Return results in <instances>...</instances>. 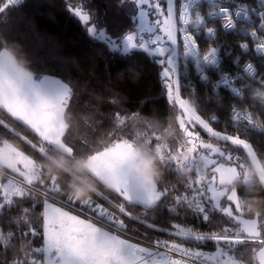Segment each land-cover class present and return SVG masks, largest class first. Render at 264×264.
<instances>
[{
    "label": "trees",
    "instance_id": "1",
    "mask_svg": "<svg viewBox=\"0 0 264 264\" xmlns=\"http://www.w3.org/2000/svg\"><path fill=\"white\" fill-rule=\"evenodd\" d=\"M166 1L159 0L164 9ZM185 1L176 0L179 12ZM71 5L80 6L89 14V22L104 28L112 38L122 40L138 29V6L134 0H0V40L21 46L35 77L55 76L70 87L63 115L66 124H69L66 117L71 116L72 119L62 139L77 150L76 154H95L124 139L144 138L159 150L162 160L163 176L158 188L161 191L176 188L151 207L127 201L102 183H98L97 193L104 198L97 193L90 198L116 215L117 219L121 218L125 227L120 230L137 243L165 239L212 253L221 252L237 264H261L258 253L264 247V228L259 225L264 223V187H261L262 182L247 149L208 135L187 118L174 93L170 92L172 76L165 75L167 69L172 73L168 64L170 50L164 55L151 54L143 49H134L127 54L111 50L106 42L89 33L86 23L72 12ZM263 8L264 0H200L192 7L205 23L202 32L195 34L197 54L193 58L188 57L181 48L177 79L179 93L186 103L216 130L249 140L264 165V132L235 127L230 117L232 106L238 103L247 107L249 113L264 124V105L252 99L253 90L257 86L264 87V59L244 52L240 47L241 42L249 40L250 31L261 23L262 18L255 12ZM221 9L228 10L231 16L232 25L228 29L226 16L217 19L208 16L210 12ZM238 10L245 12V19L235 18ZM199 27L191 28L193 33ZM211 27L216 31L214 38L208 37L207 30ZM216 48L220 59L206 65L205 55ZM197 63L207 74L209 82L196 72L194 67ZM171 75L174 76L173 73ZM224 75L248 91L244 102H237L225 88L217 93L213 91L212 83ZM145 119L152 121L148 127L143 125ZM153 136L159 139L153 140ZM0 137L13 140L18 145L17 149L32 157L42 171L40 180L28 183L23 176L4 168L25 182V185H11L9 191L19 187L25 195L12 196L10 209L0 214V264H44L45 251L37 252L36 249H44L45 246L44 214L47 202L74 212L81 211L79 202L66 203L64 193H69L67 177L56 180L61 193H47L44 187L45 184L51 186L49 176L53 175L43 168V162L49 155L63 149L45 144L38 133L2 105ZM84 139L87 147L81 144ZM25 141L45 147L44 158L41 159L39 153ZM205 145H211V149ZM189 149L193 151L189 153ZM185 153H188L189 159L193 157L198 161L201 156H206L215 158V162L205 170L204 176L196 168L181 167L177 172L173 165L163 166L164 155H179L182 162H187L184 161ZM218 164L235 167L239 177L231 182L219 183L218 173L215 172ZM213 178L217 189L226 187L236 190L240 209L234 203L231 208L233 216L258 221L259 236L249 239L245 233L240 237L246 241L243 246L224 245L223 242L217 244L211 240L197 241L190 236L177 235L173 228L174 223H179L190 227L198 235L220 234L225 228L230 236L238 231L239 225L224 213L209 211V221L204 222L200 214L185 203L176 202L177 198L185 195L191 199L185 190L187 184L202 187ZM204 191L210 195L206 188ZM3 195L4 190L0 189V197ZM227 202L226 197L222 198L221 207ZM4 203L0 199V204ZM170 208H175V212H169ZM83 212L96 216L86 208ZM164 229L166 231H162ZM228 248L235 251L229 252Z\"/></svg>",
    "mask_w": 264,
    "mask_h": 264
},
{
    "label": "snow or ice",
    "instance_id": "2",
    "mask_svg": "<svg viewBox=\"0 0 264 264\" xmlns=\"http://www.w3.org/2000/svg\"><path fill=\"white\" fill-rule=\"evenodd\" d=\"M138 2V0H137ZM171 0H169V5ZM169 12H171V6H169ZM227 12V10H224ZM79 14V10L75 11ZM141 13L143 18L144 13ZM227 23H231V16L226 15ZM84 21L89 20V16H83ZM187 23V21H185ZM95 30V26L91 28ZM211 31V29H209ZM171 38V36H170ZM129 39L132 40V36L129 35ZM159 39V37L157 38ZM185 43L188 45H194L195 41L193 37H186ZM174 43V40L172 41ZM154 44L155 41H152ZM143 43L138 44L141 46ZM163 52L162 49H159ZM214 49L205 55L210 56ZM166 77L169 75V70H166ZM68 100L67 92L55 101H51L45 97L36 94L34 100L29 102L21 91H14L11 95L0 94V105H5L18 120L23 121L32 131L38 133L42 141L50 147L66 146V150L71 153L73 150H77L73 146H69L63 137H65L66 129L69 126L64 122L63 109ZM183 106V105H182ZM207 127V125H205ZM11 131V130H10ZM23 139V138H22ZM153 140H158V137L153 136ZM225 140L230 139L224 137ZM131 139H124L123 142H117L112 147H106L103 151H96L93 154L95 170L98 176L107 178L110 180L114 187L115 192L132 203L142 204L146 207H151L161 201L162 196H165L169 191H175L176 188L163 189L162 191L156 188L151 192H146L139 189L135 182L131 179L128 173L127 161L128 152ZM29 146L37 151L40 158L43 159L46 155L43 146L32 144L30 141H25ZM236 145H243L247 149V154L250 155L253 152L250 144L243 140L236 139L233 141ZM81 144L87 147L86 139L81 140ZM206 148L211 149V145H205ZM193 149H189L191 153ZM215 151L219 152V149ZM186 159L182 162L179 155L173 156L171 154L164 155V167L169 165L174 166L175 171H179L181 167L196 168L198 171V162L195 159H189L188 153L184 154ZM29 157L24 154L20 158L18 163H23L27 171L24 175L28 179V183H32L34 180H40L42 171L38 165H28L24 163V160ZM200 161H203V165L206 168L210 161L208 157L201 156ZM9 164L6 168L19 171L17 164ZM220 168L216 167L215 172H219ZM51 186L45 184L44 187L47 193H61L62 189L56 184L57 177L49 176ZM203 179V177H201ZM210 192V195H206L204 189ZM0 189L4 190V195L0 197L5 201L4 204H0V214L3 211L10 209L12 205V196L23 197L25 191L22 188L16 187L14 191L3 185H0ZM186 192L191 195L189 199L188 195L177 198L176 202H183L188 208L193 209L195 213L200 214L204 222L209 221V211H219L226 214L231 220L235 221L239 225V229L229 235L228 229H222L220 234L212 235H196L191 230L179 229L177 235L192 236L197 241L211 240L224 245H238L243 246L246 241L241 239L245 233L247 237H258L257 231L258 221L257 219H243L240 215L233 216L231 208H224L220 205V200L226 194L217 189L213 181H209L208 185L202 187H193L192 184H187L185 187ZM67 196V204H75L79 202L81 204V214L83 209L86 208L88 212L94 213L98 222L104 224L105 227H112L113 230L124 228L125 225L122 221L115 220L110 213H107L102 205L95 204L91 198L77 199L69 193H64ZM101 198H104L101 193H97ZM229 202L234 201L229 195H227ZM121 207V211L123 207ZM236 208H240L236 204ZM169 212H175V208L168 209ZM259 217V214H256ZM149 227H154L149 225ZM175 227L179 228L178 225ZM260 228H264V223L259 225ZM161 231V229H159ZM166 231V229L162 230ZM35 235V233H32ZM11 235V233H9ZM45 244L46 249L37 248V252L47 251L51 256L55 257V264H180V261H173L167 257L166 253H160L159 251H153L149 247H141L138 243H132L130 240L120 239L116 235L104 231L101 227H96L92 223H87L80 220L76 216H71L67 213L61 212L59 209H50L47 214V223L45 225ZM156 246L159 247L163 242L156 241ZM166 246V245H165ZM170 250L181 252L188 256H200L201 253H192L188 249L182 248L178 245H172ZM227 251H235L234 248H228ZM146 257V258H144ZM156 257H162L156 259ZM36 264V262H33Z\"/></svg>",
    "mask_w": 264,
    "mask_h": 264
},
{
    "label": "rangeland",
    "instance_id": "3",
    "mask_svg": "<svg viewBox=\"0 0 264 264\" xmlns=\"http://www.w3.org/2000/svg\"><path fill=\"white\" fill-rule=\"evenodd\" d=\"M135 3L138 6V10L136 13V22H137V27L138 29L134 32L129 33L126 37H124L122 40L112 38L104 28H98L94 23L83 20V16L89 14L81 9L80 6H72L71 5V10L74 14H76L78 17L81 18V20L86 23L88 27L89 33L97 38L100 39L104 42L107 43L109 48L114 51H120L124 54H127L131 52L134 49H143L151 54H157V55H164L167 51L170 50V54H175L174 52V45L172 44L173 40L175 41L176 39V16H175V2L176 0H171V3L169 5V0L166 1V7L160 5L159 0H134ZM210 2H214L215 0H208ZM169 6H171V12H169ZM173 6V7H172ZM79 10V14H77L75 11ZM144 13L143 18L141 17V13ZM187 17V19H186ZM186 17L178 14V36L180 38H186V37H194L193 36V27L200 26L202 24L203 19L199 16V13L195 9H190L188 10ZM90 19V18H89ZM187 21V23H185ZM95 26V30L92 31L91 28ZM129 35L132 36V40L129 39ZM171 36V38H170ZM159 37V39H157ZM152 41H155L153 44ZM179 42H181V39H179ZM143 43L141 46H137L138 44ZM188 45V44H187ZM159 49H162L163 52H161ZM181 49V47H180ZM181 51V50H180ZM184 51V50H183ZM170 56V55H169ZM169 58V57H168ZM171 64L174 63L173 60L170 61ZM173 73V72H172ZM171 72H169L168 76H172L171 78L173 79V86L170 89V92L175 96L180 108L183 110L184 114L187 116L189 120H191L194 124H197L198 126L201 127L208 135L213 136L215 138L221 139L226 141L225 139L222 138L220 134H217L213 129L210 128L205 122L201 121L196 114L193 112V110L190 108V104L186 103L183 98L181 97L179 93V85H178V79L177 77L171 75ZM29 83V84H28ZM28 88L27 93L22 90V94L26 96V98L29 100V102H32L38 93L40 96L45 97L51 101H55L61 96H63L66 92L70 94V87L63 81H61L59 78L51 75H44L43 79L38 82L34 79L31 81L26 82ZM183 105V106H182ZM7 107V106H5ZM65 107V106H64ZM63 114H64V109H63ZM64 119V115H63ZM65 122V119H64ZM207 125V127H205ZM213 134V135H212ZM221 136V137H218ZM123 142V141H119ZM228 142V141H227ZM112 147V146H110ZM61 148V147H60ZM131 148V145L129 146V150ZM63 150H66V146L62 148ZM104 150V149H103ZM101 150V151H103ZM12 151L15 153L14 157H11L9 160V164H15L18 163L22 155L24 154L22 151H20L17 148H13ZM68 152V151H67ZM25 156L29 157L28 159L24 160V163L28 165H34L35 161L32 159V157L24 154ZM191 159H195L193 157H190ZM211 165L212 163L215 162V158L213 157H208ZM94 160V157H93ZM198 160V169L199 173L202 174V176L205 175V170L209 167V165L205 168L203 165V161L199 162ZM252 163V162H251ZM36 165V164H35ZM17 169L19 171H15L11 169L13 172L19 174L20 176H23L26 181H28L27 177L24 175V173L27 171L25 169L23 163H18L17 164ZM216 167H219L220 170L218 172V180L219 183H226V182H231L234 179H237L239 177V174L235 167L230 166V165H224V164H218ZM215 167V168H216ZM254 167V166H253ZM214 178L212 181L214 182ZM261 181L264 184V176L261 177ZM215 185V182H214ZM221 192L226 194L224 197L227 198V195H229L234 201L232 202H227L224 208H232V205L234 203L238 204V197L236 190L233 189H227L226 187H221L219 188ZM119 194V193H118ZM222 197V198H224ZM222 198L220 200V204L222 202ZM144 206V205H143ZM146 207V206H145ZM59 209L61 212L67 213L71 216H76L80 220H83L87 223H92L96 227H101L103 228L104 231H107L114 235L111 231L112 227H105L104 224L100 223L97 221L96 216L94 215H89V214H81V211H72L67 208H64L60 206L59 204L53 203V202H47L46 209H45V225L47 223V214L50 211V209ZM107 213H110L111 216L117 220V221H122V219H117L116 215L105 209ZM243 219H254V218H244ZM123 222V221H122ZM176 225L179 226V228L175 227ZM106 228V229H105ZM173 228L177 231L179 229H185V230H191L193 234H196L195 231H193L190 227L186 225H182L179 223H174ZM257 231H258V226H257ZM259 232V231H258ZM198 235V234H196ZM188 237V236H187ZM192 237V236H190ZM46 240V238H45ZM141 247H149L145 244H141ZM150 248V247H149ZM44 249H46V244L44 246ZM229 261H231L232 264H237L234 261H232L226 254H224ZM258 257L260 260L261 264H264V247L259 251ZM44 264H55V257L51 256L47 251H45V260Z\"/></svg>",
    "mask_w": 264,
    "mask_h": 264
},
{
    "label": "clouds",
    "instance_id": "4",
    "mask_svg": "<svg viewBox=\"0 0 264 264\" xmlns=\"http://www.w3.org/2000/svg\"><path fill=\"white\" fill-rule=\"evenodd\" d=\"M0 45V94L22 92L23 85L31 81L35 73L29 67V61L19 44L0 40ZM252 99L264 105V87L257 86L252 92ZM66 118L69 120L67 125L70 126L72 118ZM151 122V119H145L143 125L148 127ZM129 143V176L139 189L151 192L163 176L159 150L141 137H134ZM17 147L8 137H0V171L9 165L10 158L15 155L12 149ZM43 168L57 178L67 177V188L77 199H87L97 193L98 183H102L107 189L114 187L110 180L97 175L93 154L89 152L78 155L74 150L71 153L60 150L46 158Z\"/></svg>",
    "mask_w": 264,
    "mask_h": 264
},
{
    "label": "built area",
    "instance_id": "5",
    "mask_svg": "<svg viewBox=\"0 0 264 264\" xmlns=\"http://www.w3.org/2000/svg\"><path fill=\"white\" fill-rule=\"evenodd\" d=\"M200 0H187L185 1L180 8V12L177 10L176 5L174 7L175 9V16H176V39L174 43V52L175 54H170L168 58V64L172 69V72L175 77L179 76V59L178 55L180 52V47L184 50V53L188 56L193 58L197 54V41L195 38V34H200L202 32V29L204 28L205 23L203 22L199 28H197L193 33V39L195 41L194 45H187L185 43V38H180L178 36V14H181L186 17V14L188 10H190L194 5H196ZM169 7V5H168ZM173 7V6H172ZM225 9L212 11L209 13V18L211 19H217L222 16L229 15V11H224ZM256 15H259L262 20L261 23L256 25L249 33V40L243 41L240 43V47L242 51L244 52H250L256 56H261L264 59V8L255 12ZM246 15L243 10H238L235 14V18L237 19H245ZM187 19V17H186ZM252 20V19H251ZM232 25V22L226 25V28H230ZM211 29V31H209ZM207 30L208 37L214 38L216 35V31L214 28H209ZM179 39H181V42H179ZM217 59H220L218 49H214L212 54L210 56H207L205 58L204 63L206 65L212 64ZM171 60L174 61L173 64H171ZM195 70L198 74L201 75L202 79L205 82H209V78L207 74H204L202 71V67L200 64H195ZM213 91L219 92L221 88H225L230 91V93L233 95V97L236 99L237 102H244L248 96V91L237 85L236 83L232 82L230 78L227 75H224L218 79H216L213 83ZM190 108L193 110V112L196 114V116L203 122H205L208 126H210L211 129H213L217 134H220L222 138L229 137L230 139L226 140L232 144L234 140L240 139L245 141L246 143L250 144L253 152L250 154V159L252 162V165L254 166V169L256 171L257 176L260 178L264 176V165L261 162L260 158L255 152V149L252 145V143L247 140L246 138L240 137L238 135H233L229 133H225L219 130H216L213 128L208 121H206L192 106ZM230 117L232 119V123L235 127H242V128H248L253 131L257 132H264V124L255 119L248 111L247 107L241 106L238 103H235L231 110H230ZM211 135V134H210ZM213 135V134H212ZM218 136V137H221ZM243 146V145H241ZM262 182V181H261ZM25 185V182L20 180L19 178L15 177L14 175L8 173L4 169L0 171V185H3L7 188H9L11 185ZM263 184V182H262ZM156 241L163 242L159 247L156 246ZM153 242H144L145 245L149 246L153 251H159L160 253H166L167 257L173 261H180V264H232L231 261L221 252L218 253H212L209 251H206L201 248H194L187 246L185 244L179 243V242H173L169 240H156ZM166 245V246H165ZM172 245H178L182 248L188 249L192 253H201L200 256H188L181 252H177L174 250H170ZM146 258V257H144ZM162 257H156V259H161Z\"/></svg>",
    "mask_w": 264,
    "mask_h": 264
},
{
    "label": "crops",
    "instance_id": "6",
    "mask_svg": "<svg viewBox=\"0 0 264 264\" xmlns=\"http://www.w3.org/2000/svg\"><path fill=\"white\" fill-rule=\"evenodd\" d=\"M34 80H36V81H38V82H40L42 79H43V76L42 77H40V78H37V77H35L34 76V78H33ZM29 84V83H28ZM28 86H27V84L25 83L24 85H23V91L25 92V94L27 93V91H28ZM3 107H5V105H2ZM6 109H8L7 107H5ZM9 110V109H8ZM106 229V228H105ZM109 231H111L114 235H116V236H118L120 239H124V240H130V242H132V243H137V242H135V241H133L132 240V238H130L127 234H125V233H123L120 229H116V230H113V228H111V230H109ZM138 244L141 246V244L138 242ZM137 264H139V261L137 262Z\"/></svg>",
    "mask_w": 264,
    "mask_h": 264
}]
</instances>
